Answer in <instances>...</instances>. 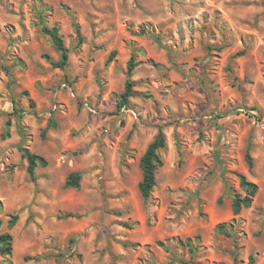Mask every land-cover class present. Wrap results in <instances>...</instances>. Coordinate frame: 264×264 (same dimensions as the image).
Instances as JSON below:
<instances>
[{
  "label": "rangeland",
  "instance_id": "obj_1",
  "mask_svg": "<svg viewBox=\"0 0 264 264\" xmlns=\"http://www.w3.org/2000/svg\"><path fill=\"white\" fill-rule=\"evenodd\" d=\"M40 15L59 28L64 69L45 57L59 53ZM127 76L133 96L117 111ZM7 119L0 233L12 252L0 264H264V0H0V133ZM159 130L144 201L139 159ZM19 146L47 161L33 180ZM72 171L77 189L64 187ZM237 173L258 189L233 215Z\"/></svg>",
  "mask_w": 264,
  "mask_h": 264
},
{
  "label": "trees",
  "instance_id": "obj_2",
  "mask_svg": "<svg viewBox=\"0 0 264 264\" xmlns=\"http://www.w3.org/2000/svg\"><path fill=\"white\" fill-rule=\"evenodd\" d=\"M39 19H40L41 31L49 37L54 49L59 53V58L56 61L49 59L47 55H45V57L48 58V61L53 67L64 69L68 61V49L63 43V38L59 33V28L56 25L47 26L44 23V19L41 15L39 16ZM74 30L77 38V43L80 44L82 42V35L80 33V29L77 24L74 25ZM114 55H115V51H111L107 57V62L111 61ZM137 64L138 62L135 60V55L132 54L126 64L127 75L131 73V71L137 66ZM133 86L134 83L127 76L124 83V88L122 92L118 94L116 99L115 106L117 111H120L121 109L127 107L129 98L133 96ZM51 122L52 121L50 120V123L47 124V127L52 125ZM9 125H10V120L7 119L0 133V137L2 139L9 137ZM164 147H165L164 133L161 130H159L157 134L154 136V138L147 144L144 152L140 156L139 166L141 169V179L138 182V190L144 201H147L149 199L152 189L156 183V169L157 167L162 165V160L160 158V150H162ZM250 148H251V144L250 141L248 140L244 157L249 168L252 167ZM18 149L21 152L22 156L27 161L26 170L28 177L29 179L33 180L35 178L34 171L36 166L38 164L41 166H45L47 164V161L42 156H39L29 151L26 147L19 146ZM237 176L239 178V185L243 189L244 193L243 194L236 193L233 195L232 203H231V210L233 215H237L242 208H247L251 206L253 197L255 196L258 189L257 184L248 180L244 174L237 173ZM80 178H81V174L79 172L77 171L70 172L65 178L64 187L74 188V189L79 188ZM65 216H70V214H66ZM15 220H16V215H13L8 220V226L12 227L15 223ZM217 229L220 232L229 235V233L226 231L222 223L217 225ZM73 240H74L73 238H70L69 242L71 243L73 242ZM185 244L188 246L189 251L193 253L195 247L191 244V240L186 239ZM11 252H12L11 234L8 232L0 233V255L8 258L11 256Z\"/></svg>",
  "mask_w": 264,
  "mask_h": 264
}]
</instances>
